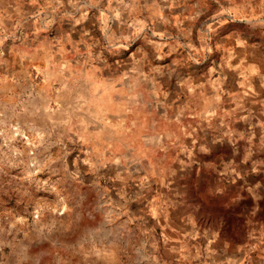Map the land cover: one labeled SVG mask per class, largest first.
Listing matches in <instances>:
<instances>
[{
  "label": "clouds",
  "instance_id": "9594fccd",
  "mask_svg": "<svg viewBox=\"0 0 264 264\" xmlns=\"http://www.w3.org/2000/svg\"><path fill=\"white\" fill-rule=\"evenodd\" d=\"M0 264H264V0H0Z\"/></svg>",
  "mask_w": 264,
  "mask_h": 264
},
{
  "label": "rangeland",
  "instance_id": "374dc122",
  "mask_svg": "<svg viewBox=\"0 0 264 264\" xmlns=\"http://www.w3.org/2000/svg\"><path fill=\"white\" fill-rule=\"evenodd\" d=\"M39 65H36V66H33L32 68H31V72L34 74V75H36L37 76V78H39V74L37 73V71H36V68L38 67ZM237 87H238V85H237ZM252 107L255 109V110H258L259 109V105H252ZM237 127H242V125H237ZM255 255V254H254ZM257 259H259V256H257Z\"/></svg>",
  "mask_w": 264,
  "mask_h": 264
}]
</instances>
